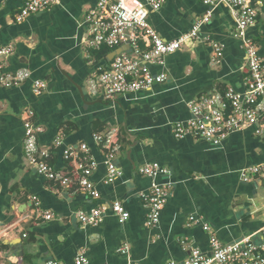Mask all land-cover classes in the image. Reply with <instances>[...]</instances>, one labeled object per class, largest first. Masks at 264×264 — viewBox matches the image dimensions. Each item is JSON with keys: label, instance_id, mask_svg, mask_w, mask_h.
Listing matches in <instances>:
<instances>
[{"label": "crops", "instance_id": "0c3cea01", "mask_svg": "<svg viewBox=\"0 0 264 264\" xmlns=\"http://www.w3.org/2000/svg\"><path fill=\"white\" fill-rule=\"evenodd\" d=\"M25 0H0V46H10L5 63L8 73L30 72L24 83L0 87V264H73L83 255L91 264H127L118 253L130 248V260L138 264L182 263L188 247L209 252L206 223L223 243L246 237L259 241L264 229L263 178L242 182L238 171L264 165V138L252 129L230 135L221 146L191 136L176 139L172 125L190 117L187 104L200 96L231 87L244 90L247 70L242 44L233 37L228 10L217 7L209 23L200 29L223 47L217 59L205 43H192L166 57L168 80L150 91L106 100L88 91L87 82L97 66L107 67L118 50L88 49L85 17L97 0H57L50 9L28 16L22 23L14 17ZM257 13L248 36L264 58V0H249ZM200 0H165L149 15L158 35L170 41L187 33L206 13ZM101 50V49H100ZM44 81L46 90L34 95L32 84ZM43 132L38 144L51 154L49 163L59 173L70 172L63 150L86 144L99 167L91 181L100 194L97 201L74 190L61 189L37 176L23 155L24 121L27 111ZM116 130L121 144L115 155L122 175L104 184L106 170L93 136ZM63 136V145L53 146ZM168 169L170 192L156 228L146 227L147 207L140 198L150 180L139 173L146 163ZM39 202L35 210L33 198ZM123 203L129 219L119 224L108 214L97 227H84L75 219L79 210ZM49 212L45 221L40 213ZM190 216L200 219L188 225ZM27 217L24 221L23 218Z\"/></svg>", "mask_w": 264, "mask_h": 264}, {"label": "built area", "instance_id": "2783aa9c", "mask_svg": "<svg viewBox=\"0 0 264 264\" xmlns=\"http://www.w3.org/2000/svg\"><path fill=\"white\" fill-rule=\"evenodd\" d=\"M57 0H25L18 13L13 16L16 23H22L28 16L50 9ZM207 8L203 17L187 33L177 39H162L149 23V15L158 12L165 0H97L95 7L88 10L85 25L88 32L86 46L99 51L102 48L118 50L107 67L97 66L90 74L88 91L106 100L150 91L155 85L167 82L166 57L178 52L190 44L205 43L214 52L217 59L223 56V47L210 36H201L200 29L209 23L213 11L223 6L228 10L234 25L233 37L243 47L247 78L242 92L228 87L223 92L200 96L187 104L190 117L172 125L176 139L191 136L219 147L232 134L252 129L253 133L264 138V58L259 55L254 41L248 36V29L256 23L257 13L249 0H200ZM12 54L10 46H0V87L9 89L24 83L30 78V72L19 70L8 73L5 63ZM34 95L40 96L47 87L46 82L35 80L32 84ZM33 112L27 111L24 121L23 157L31 170L39 177L61 189L74 190L93 201L100 199V194L91 181L99 167L98 161L91 156L84 143L63 150L64 159L70 163L71 170L59 173L50 165V153L38 144V137L43 132L41 126L33 122ZM60 134L53 142L55 148L63 145ZM95 144L102 153V165L106 170L104 184H112L122 175L116 165L115 155L121 144L116 130L104 131L93 136ZM139 173L150 180L147 193L140 198L147 207L146 222L148 229L156 228L161 212L167 202L171 184L159 182L160 177H168V169L158 163H146ZM242 182H251L254 178L264 179V165L245 167L238 171ZM264 188V181L262 183ZM35 210L39 202L33 198ZM113 215L119 224L129 219V213L120 201H113L92 208L79 210L75 219L80 225L97 227L108 215ZM27 217L23 218V221ZM39 218L50 221L53 215L40 213ZM200 219L190 216L188 225H198ZM209 235V252L203 253L198 248L188 247V255L182 263L174 260L167 264H264V229L260 239L243 238L234 243H223L212 232L209 225L202 224ZM118 253L124 256L127 264H138L130 260V248L123 245ZM45 264H63L59 261H47ZM73 264H91L83 255L75 257Z\"/></svg>", "mask_w": 264, "mask_h": 264}, {"label": "trees", "instance_id": "16d2710c", "mask_svg": "<svg viewBox=\"0 0 264 264\" xmlns=\"http://www.w3.org/2000/svg\"><path fill=\"white\" fill-rule=\"evenodd\" d=\"M105 48H102L101 50H99V54L97 55V58L99 59V58H104V59H106V57H107V51L106 50H104Z\"/></svg>", "mask_w": 264, "mask_h": 264}]
</instances>
